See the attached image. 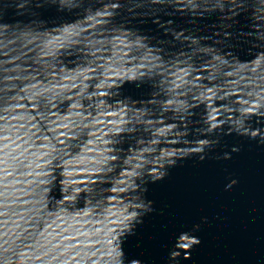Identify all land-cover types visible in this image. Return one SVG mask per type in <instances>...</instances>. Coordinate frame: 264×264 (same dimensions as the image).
Listing matches in <instances>:
<instances>
[{
  "label": "water",
  "instance_id": "95a60500",
  "mask_svg": "<svg viewBox=\"0 0 264 264\" xmlns=\"http://www.w3.org/2000/svg\"><path fill=\"white\" fill-rule=\"evenodd\" d=\"M0 264H264V0H0Z\"/></svg>",
  "mask_w": 264,
  "mask_h": 264
},
{
  "label": "clouds",
  "instance_id": "9594fccd",
  "mask_svg": "<svg viewBox=\"0 0 264 264\" xmlns=\"http://www.w3.org/2000/svg\"><path fill=\"white\" fill-rule=\"evenodd\" d=\"M233 183H235L234 181H233ZM196 227V229H198V227L199 226H195ZM200 243V241H199V239L197 238L196 240H195V245H197V244H199Z\"/></svg>",
  "mask_w": 264,
  "mask_h": 264
}]
</instances>
